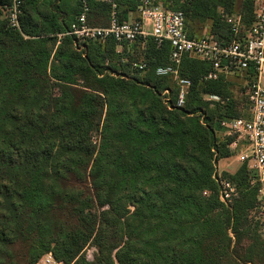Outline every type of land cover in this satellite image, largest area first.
I'll return each instance as SVG.
<instances>
[{
    "label": "trees",
    "instance_id": "trees-1",
    "mask_svg": "<svg viewBox=\"0 0 264 264\" xmlns=\"http://www.w3.org/2000/svg\"><path fill=\"white\" fill-rule=\"evenodd\" d=\"M10 1L0 0V264H38L48 252L62 264H264L256 173L247 161L222 173L238 190L230 204L216 178L235 153L220 122L251 117L254 67L229 75L248 80L242 99L229 76L204 79L208 60L185 56L191 84L177 106L175 82L155 74L168 41L117 48L64 34L83 4L89 23L107 25L110 2L23 0L16 29ZM112 1L120 21L140 4ZM157 1L184 14L189 35L220 43L234 37L228 16L241 14L240 36L254 20L252 0Z\"/></svg>",
    "mask_w": 264,
    "mask_h": 264
},
{
    "label": "built area",
    "instance_id": "built-area-1",
    "mask_svg": "<svg viewBox=\"0 0 264 264\" xmlns=\"http://www.w3.org/2000/svg\"><path fill=\"white\" fill-rule=\"evenodd\" d=\"M109 22L105 26L93 25L87 18L88 6L83 4L82 11L71 23L64 34L73 36L78 41H104L112 38L117 44L133 43L137 39L146 40L152 37L160 44L170 43L169 61L155 68L157 76L170 77L177 87L175 104L183 106L191 84L190 79L180 74L182 59L189 55L192 58L208 60L212 67L204 76L205 80L217 79L220 75H234L240 70L254 67V76L249 82L248 102L251 117L223 119L220 124L223 134L233 136L228 147L238 152L236 158L248 162V168L254 170L258 181V212L264 222V0H252L254 20L249 28L240 36L242 27L241 14L227 17L234 37L228 43L213 40L208 33L191 36L185 26V17L181 11L166 9L157 0H140L137 15L126 20H119L112 0ZM23 0H11L6 7L7 21L12 28L19 29V14ZM133 67L145 72V62H133ZM167 94V90H164ZM212 98H217L213 96ZM240 147V149H238ZM240 150V151H239ZM248 151V153H246ZM219 183V199L230 204L238 196L234 183L223 178L216 169ZM209 192L205 190L203 194ZM38 264H62L51 252L44 254Z\"/></svg>",
    "mask_w": 264,
    "mask_h": 264
},
{
    "label": "rangeland",
    "instance_id": "rangeland-1",
    "mask_svg": "<svg viewBox=\"0 0 264 264\" xmlns=\"http://www.w3.org/2000/svg\"><path fill=\"white\" fill-rule=\"evenodd\" d=\"M237 7H238V3H237ZM205 29H207V26L205 27ZM204 30V29H203ZM205 33V32H204ZM202 33V34H204ZM232 84V90H233V94L236 98H244L246 95V90H247V79L245 78L244 75H239V76H229L228 77ZM243 88V89H242ZM213 97V96H212ZM218 137L223 136V131H219L217 133ZM240 149V147L238 148ZM240 151V150H239ZM238 152H235L232 154L230 159H227V164L224 165H219L217 163V168L218 171L221 173L227 172V173H233L236 171V169L241 165V161H239L236 158V154ZM246 153H248V151H246ZM251 216L253 217V221H258L259 220V230L258 232H261V235L264 237V222L262 221L261 216L259 215V212L252 211L251 212ZM94 248L92 246H89L86 249V255L89 259H92L93 257V252H94Z\"/></svg>",
    "mask_w": 264,
    "mask_h": 264
},
{
    "label": "crops",
    "instance_id": "crops-1",
    "mask_svg": "<svg viewBox=\"0 0 264 264\" xmlns=\"http://www.w3.org/2000/svg\"><path fill=\"white\" fill-rule=\"evenodd\" d=\"M136 15H137V13L134 12V13L131 14L130 18H132V17H134V16H136ZM206 30H207V29H205V31H206ZM205 33H207V31H206ZM117 46H118L117 48H120L121 44H118ZM230 158H231V156H230V157H227V158H222V159H220V160L218 161V166H219V165L227 164V159H230Z\"/></svg>",
    "mask_w": 264,
    "mask_h": 264
}]
</instances>
